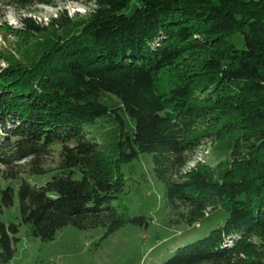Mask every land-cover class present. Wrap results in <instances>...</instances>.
I'll return each instance as SVG.
<instances>
[{"label": "trees", "instance_id": "obj_1", "mask_svg": "<svg viewBox=\"0 0 264 264\" xmlns=\"http://www.w3.org/2000/svg\"><path fill=\"white\" fill-rule=\"evenodd\" d=\"M89 2L85 23L64 14L21 19L27 47L0 68V165L15 181L19 222L0 219V264L18 225L53 240L67 226L102 228L129 218L112 200L119 170L150 154L163 202L188 227L215 210L224 224L176 248L163 264H264V0H0L26 10ZM242 34L244 46L230 40ZM213 169L185 170L201 141ZM49 176L42 185L24 175ZM14 188L0 189V214Z\"/></svg>", "mask_w": 264, "mask_h": 264}, {"label": "rangeland", "instance_id": "obj_2", "mask_svg": "<svg viewBox=\"0 0 264 264\" xmlns=\"http://www.w3.org/2000/svg\"><path fill=\"white\" fill-rule=\"evenodd\" d=\"M94 9L89 2H58L50 6L35 5L17 11L0 6V68L7 65V58L17 59L27 45L12 36L11 32L21 29V19L31 18L40 26L64 14L80 23H85ZM230 40L237 49H242V34L234 33ZM214 141L206 139L195 149L185 170L197 164L213 169L218 161L212 154ZM150 154L139 153L136 158L120 167L123 175V190L112 200L113 205L125 209L129 218L142 217L144 224L127 223L118 231L104 238V230L87 231L67 226L57 231L52 241L42 242L31 237L28 227L18 225L19 233L14 244L12 259L7 264H163L174 250L203 237L222 226L227 213L215 210L199 223L188 227L178 223L165 208L162 195L163 185L155 178ZM0 165V189L14 188L13 205L3 209L0 219L4 224L19 222L17 184L4 178ZM29 183L44 185L49 176L24 175Z\"/></svg>", "mask_w": 264, "mask_h": 264}]
</instances>
